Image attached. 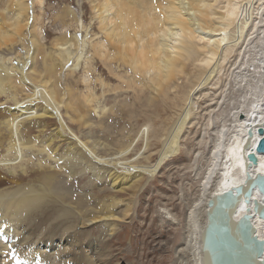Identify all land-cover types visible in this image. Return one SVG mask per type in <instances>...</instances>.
<instances>
[{"label": "rangeland", "instance_id": "374dc122", "mask_svg": "<svg viewBox=\"0 0 264 264\" xmlns=\"http://www.w3.org/2000/svg\"><path fill=\"white\" fill-rule=\"evenodd\" d=\"M0 1H2L0 3V11H2L4 0ZM43 2L42 7L32 8L30 15L35 14L44 22V47L41 44L44 51H53V40L63 33L61 25L55 21L61 7H66L74 13L78 23L84 25L82 26L85 29L79 28L76 33L77 38L84 37L83 39L90 42L97 41L95 36L92 38L97 32V25L96 20L91 17L88 1L44 0ZM249 2H245L244 5L246 11L244 13L251 15L247 27L243 30L245 36L240 39V32L236 27L230 30L231 44L228 50L219 56L215 71L211 73L209 80L205 82L202 76L204 80L197 86V77L202 74L195 72L192 66H189L186 68L185 76L179 79L176 88L168 91L166 99L160 95H150L146 90H143L144 94L141 95L144 99L135 98L132 92H128L131 90L123 89L124 83L114 76L106 82L110 87L117 86L119 88L117 91L121 92L119 94L103 92V88L100 89V86L93 81L98 76H103L104 71L107 74V71L104 70L99 57L92 55L93 52L87 41L77 67L72 69L71 60L68 67L59 69L57 80L63 91L71 90L72 97L82 102V95L85 93L83 79L89 80L91 84L93 83L96 95L103 96V99L97 101V106H104L105 109L104 113L95 115L89 113L84 119L88 122L86 126L79 127V123L67 122L65 118L67 126L80 141L87 142L89 146L93 143L103 144L109 146V149L103 150H112L115 153L123 149L127 150L125 163L120 166L115 167V161L110 160L84 161L82 164L71 161L70 157H74V150L78 149L70 148L75 147V144L68 134L63 133L64 140L56 138L55 132L60 127L55 118L38 120L42 125L37 128L36 120L24 122L20 126L19 136L26 142V147L21 148L23 151L8 150L10 131L2 122L11 118V112L7 110L14 108V105L12 101H7L6 97L2 96L0 98V141L2 142L0 160L17 163L23 159V166L20 168L15 165L0 166V218L6 223V226L0 230H7L10 238L9 242L2 240V243L6 241L4 245H11L12 236H15L17 238L15 241L18 240L20 245L23 243V237H26L23 247H28L35 241L38 249L42 247L33 256L31 252L30 257L27 255L30 260L23 256L25 260L30 261L27 264H58L56 258L60 257L57 255L56 258L51 259V253L58 250L59 239L70 226L68 232L70 235L72 232L73 234L69 237V242L82 247L88 254L91 253L88 249L96 247V251L99 250V253L104 255L106 264H189L191 253L189 247H184L185 235L188 231L186 216L200 198V183L208 165L209 152L217 139V131L234 120L235 109L248 105L250 98L254 97L253 94L264 95L260 90L263 86L257 85L259 81L257 75L261 77L264 75L256 74L258 66L264 62V0ZM261 3L263 4L260 5ZM42 21H39L40 25ZM75 27L76 24L72 28H67L70 35L76 31ZM237 36L239 40L236 41ZM15 48L17 51L21 49L18 46ZM2 51H0L1 57L16 55L13 51L5 49ZM13 61H15L13 64L17 65V61L15 59ZM117 72L124 75L126 70L121 68L117 69ZM102 78L104 79V76ZM192 88L195 90L193 91ZM148 97L151 99L150 102ZM34 102L42 105L38 100ZM29 104L33 105V102ZM96 108L98 110V107ZM62 113L64 114V111ZM182 119L185 120L177 141L179 145L177 153L162 161L159 168L152 171L153 173L143 171L142 169L151 168L156 163L169 132L174 124ZM27 126L30 127L28 130ZM34 141L37 142L34 144L37 145L36 149L29 148ZM96 150L97 155L102 158H109L114 154L102 149L100 151L99 148ZM17 155L18 158L14 160ZM80 156L82 157V154ZM38 163L41 166H38ZM92 165L98 169V175L93 172ZM132 166L138 169H130L129 167ZM138 171L141 174H137ZM113 172L118 174L117 180L123 181L120 187H113L112 177H108V173ZM40 175H50L58 179L51 187H47ZM122 188L124 190H120ZM35 191L42 193L41 197L36 198ZM14 195H21L24 198L27 195V202L32 205L28 206L30 209H21L20 213L15 212V215L19 214L15 217L11 215L13 214L11 211H14L11 207L21 198H13ZM11 201L13 203L7 208ZM49 206L54 209L53 214L41 216L39 211L42 212ZM87 209L92 210V215L99 211L106 212L113 215L115 220L107 225L101 222L90 226L91 228L80 229L79 226L85 224V220L91 219L90 215L85 214ZM197 209L200 220L202 206ZM35 210L38 211L35 213ZM19 230H22L21 234ZM90 243L92 247L87 246ZM45 244H51L54 248L47 250ZM63 246L65 247L64 243L60 247ZM86 252L84 251L87 255ZM48 254H51V257H48ZM86 255H76L77 257L73 258L70 264H83V262L91 264V259ZM18 261L14 264H26Z\"/></svg>", "mask_w": 264, "mask_h": 264}, {"label": "bare ground", "instance_id": "6f19581e", "mask_svg": "<svg viewBox=\"0 0 264 264\" xmlns=\"http://www.w3.org/2000/svg\"><path fill=\"white\" fill-rule=\"evenodd\" d=\"M43 1L4 0L3 9L1 8L2 11H0V51L5 49L7 51H13L16 54L14 57H1L0 54V98L5 96L7 101H12L14 105V108L12 107L10 110H7L11 112V118L2 122L10 131L7 144L8 150L15 152L26 147V142L23 141L22 137L20 139L19 136L20 126L24 122L55 118L60 127L55 132L56 138L64 140V134H68L74 140L75 144V147L70 148L78 149L74 150V157H70L71 161L82 164L84 161L92 162L93 160V162H103V160H110L115 161V167L125 163L127 150L123 149L115 153L112 150H103L109 149V146L96 143H93V146L90 145V147L87 142L80 141L69 126H67V122L79 123V127L85 124L87 125L88 122L84 119L89 113L90 115L91 113L93 115L104 113V106H97V101L103 99L102 94L98 97L92 86L93 83L91 84L89 80L83 79L85 93L82 95V102H78L77 98L72 97L71 90L66 89L63 91L59 87L57 80L59 77V69L62 70L68 67L69 61L72 60V69L74 70L79 63L83 49H85V44L89 42L93 52L92 55L99 57L104 70L107 71V74L105 71L103 72L104 79L101 75L95 78L94 81L92 80L100 86V89L103 88V92H114L117 94L121 92L117 91L119 90L117 86L114 88L110 87L106 82V80L113 79L112 76H114L124 83L123 89L131 90L128 92H132L135 98H139L141 95L143 96V90H146L150 95H160L164 97L163 99H166L168 98V91L176 88L179 84V79L185 76L186 68L189 66H192L195 72L198 71L199 74H202L200 77L199 75L197 77V86L202 84L204 79L207 82L211 73L215 71V64H217L219 56L225 53L231 44L230 30L236 27L240 32L241 39L245 36L243 35V30L247 27V23L251 17L250 14L244 13L246 12L244 10L245 2H249L250 0H86L91 11V17L96 20L97 32L92 35V38L95 36L97 41L90 42L89 40L83 39L84 37L77 38L76 33L79 28H84V25L78 23V18L74 13L70 12L66 7H61L58 11V16L56 15L55 21L61 25L63 33L53 40V51L46 52L43 49L44 22L41 17L35 14L30 15L32 8L43 6ZM242 9L243 11H241ZM39 21H42V25H40L41 22L39 23ZM74 24H76V31L70 35L67 28H72ZM237 40H239V36H237ZM17 46L21 47L18 51L15 48ZM14 59L17 61V65L13 64L15 62L13 61ZM28 62L30 63L28 64ZM262 65V67L258 66L256 74L261 73L264 75V70H261L264 69V62ZM121 68L122 70H126L124 75L118 74L120 71L117 72V69ZM202 76H204V79H202ZM257 77L259 78L257 85L263 86L260 90L264 92V77L258 75ZM253 96L255 98L251 97L248 105L235 109L234 120L230 121L229 125H224L217 131V139L209 152L208 165L200 183V198L188 211L186 216L188 231L185 235L184 247H189L191 253L189 264H203L201 233L206 224L207 204L211 197L220 196L228 190H234L242 186L247 177L252 178L256 174L264 175V154L254 152L258 140L262 138L258 134V129H264V95L261 96L259 93H255ZM37 100L42 105L34 102ZM150 101L151 99L148 100V102ZM31 102H33V105L29 104ZM144 102L146 103V99ZM96 107H98V110ZM62 111H64V114ZM65 118H67V122ZM184 120L182 119L176 122L174 127L172 126L173 129L169 132L170 134L163 145L159 159L151 168L142 169L143 171H155L159 168L162 161L177 153L179 146L177 141L183 130ZM40 121L36 123V128L40 127V124L42 125ZM29 128L27 126V130ZM0 143L2 142L0 141ZM36 143L34 141L32 143L33 145L29 146V148L36 149L37 145H34ZM97 148L100 151L102 149L103 151H109L114 154L112 157L102 158L97 155ZM81 154L82 157L80 156ZM248 154H254L256 156L257 164L255 166L248 163ZM17 158L18 155L14 160ZM22 162L23 159L17 163L1 159L0 166L9 167L15 165L20 168L23 166ZM38 166H41L40 163H38ZM94 166L92 165V170L98 175L99 171ZM129 168L138 169L135 166ZM137 174H141V172L138 171ZM54 176L57 177V175ZM109 176L112 177L113 187H120L123 183L121 179L117 180L119 178L117 173H108ZM39 177L43 178L44 184L47 187H51L58 179H54L50 175H40ZM130 178L133 177L130 176ZM120 190L124 189L122 188ZM34 193L36 198L37 196L41 197L42 193L38 191ZM18 197L21 199L16 200L14 203L11 201V203H8L9 205L6 204L8 206L7 208H9L11 206L10 204L13 203L11 208L14 211H11V213L13 212L11 215L14 217L19 215L18 213L21 212V209L32 206L27 202V195L25 198L21 195L13 196V198ZM257 199L261 202L259 195L253 193L252 200ZM98 206L97 208L102 210L100 208L101 206ZM200 206H202V210L200 211L201 219L199 220L197 216L199 211L197 208ZM245 210L244 206L238 208L236 219L242 216L246 212ZM37 211L35 210V213ZM15 212L18 213L15 215ZM53 212L54 209L49 206L42 212L39 211V214L44 216L46 214H53ZM85 214L90 215L91 219L85 220L86 223L79 226L80 229L88 228L101 222L107 225L115 220L113 215L107 214L106 212L102 213L99 211L92 215V210L87 209ZM251 219L256 236L260 240H264V220H260L256 216H253ZM0 220V228L6 226V223L3 222L4 219L0 218ZM78 223L80 225V222ZM80 229L79 231L82 232ZM22 230H19L20 234ZM67 232L59 239L58 252L55 251L51 253L52 255L48 254V257L52 256L51 259L56 258L58 255L60 257L59 259L58 257L56 258L58 264H70V261L77 257L76 255H86L84 253L86 250L82 247H77L75 244L72 245L69 242V237L73 232L71 235ZM15 238V236H12L11 240L14 245L11 242V245H4L7 242L2 243V240L9 242V234L5 229L0 230V264H14V262L18 261L17 259H19L18 262L30 263L28 261L30 260V252L33 256V254L38 253V250L42 248L40 246L39 249L36 247V241L30 243L28 247H23L26 237H23V243L20 244L22 245L21 247L18 244L19 241H15ZM63 243L65 247H60ZM87 246L92 247L91 243L87 244ZM45 248L50 250L54 247L51 244H45ZM95 248L88 249L91 251L90 254L86 252L89 259H91V264H106L104 255L99 253V250L96 251ZM23 256L28 260H25ZM80 259L82 260V258ZM83 264L86 263L83 262Z\"/></svg>", "mask_w": 264, "mask_h": 264}, {"label": "water", "instance_id": "95a60500", "mask_svg": "<svg viewBox=\"0 0 264 264\" xmlns=\"http://www.w3.org/2000/svg\"><path fill=\"white\" fill-rule=\"evenodd\" d=\"M254 152L264 154V129L259 128ZM252 166L257 164L254 154L247 155ZM257 193L261 202L252 200ZM264 175L247 177L244 184L213 196L207 204L206 224L201 233L203 264H264V240L255 233L252 217L264 220ZM245 213L236 219L238 208Z\"/></svg>", "mask_w": 264, "mask_h": 264}]
</instances>
